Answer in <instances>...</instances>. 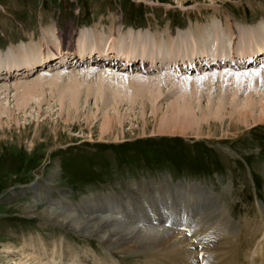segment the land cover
I'll return each instance as SVG.
<instances>
[{"label":"rangeland","instance_id":"rangeland-1","mask_svg":"<svg viewBox=\"0 0 264 264\" xmlns=\"http://www.w3.org/2000/svg\"><path fill=\"white\" fill-rule=\"evenodd\" d=\"M214 11L218 12L216 18ZM226 18L235 28L234 34L242 32L247 41L251 33H256L254 26L264 32V0H0V66L6 69L13 65L11 70L15 71L6 83H34L45 76H59L56 85L44 84V94L32 96L27 107L19 109L18 105L22 102L23 87L7 92L10 96L4 100L8 110L15 108L16 119H8L6 115L4 120L9 122H5L4 127L0 125V264H31L32 261H24L6 247L15 244L20 247L25 244L24 239L34 245L29 241L39 234L49 241L60 242L62 247L70 243L78 255L77 264H141L146 261L137 251V256L126 253L88 232L67 228L63 224L64 216L55 223L52 216L43 213L49 208L78 217L87 215L93 210L91 204H97L98 209L107 210L102 212L106 217L128 225L135 232L145 233L181 231L186 224L190 227L207 224L214 221L217 213L212 206L223 210L222 220L229 234L237 233L241 226H245L243 231H253L261 222L264 225V121L257 123L252 117L242 122L237 112L246 97L252 102L255 98L256 102L264 91V61L253 63L258 73L249 71L254 61L247 60L250 67L243 64L239 54L241 43L225 34L229 45L223 51L228 60L235 56V61L221 68L207 66L199 74L192 68L193 73L187 72L191 77L187 82L182 78L186 79L184 70L191 66L181 71L170 66L163 70L157 62L158 68H150L149 58L144 69V66L140 68L141 61L129 69L121 64L102 66L98 59L104 57L98 54L96 62L90 59L87 64H74L83 45L102 51L103 46L108 47L112 34L116 40L111 51L118 49V41L124 46L131 41L152 42L154 39L167 44L166 31H169L175 50L181 39L177 33L188 36L194 28L206 25L209 19L225 27ZM66 29L72 30L75 51L66 56L69 62L62 65L64 67L58 66L60 60L52 59L43 65L37 63L32 70L24 64L32 56L34 61H42L44 54L50 53V47L57 52L58 37ZM131 33L137 34L133 40ZM84 37L89 39L83 42ZM262 40L264 37L253 41L252 47ZM191 47L192 43H188L179 48L184 51ZM135 49L141 53L139 46ZM30 50L33 55L29 54ZM23 51L24 61L19 55ZM182 59L186 58L178 57L179 63ZM43 67H46L44 72ZM219 69L224 72L218 74ZM100 73L115 76L113 80L117 84L109 82V76L104 83L107 87L102 86ZM124 73L127 75L122 76L127 79L125 83L142 75L159 76L162 94L153 102L143 98L141 93L133 105L126 98L121 101L114 93L121 83L116 75ZM71 85L75 86L72 92L75 91L79 106L68 119L62 108L69 102V96L66 98L62 91ZM186 95L187 100L195 103L193 107L199 121L206 107L213 111L220 103V112L207 117L208 121H200L186 134L155 131L162 115L171 114L169 103H180ZM255 102L251 106L254 105L252 112L256 114L259 108ZM112 103L119 112L117 118H121L114 131L117 134L120 130L122 135L101 138L103 113ZM153 112L157 113V118ZM176 204L181 205L182 214L176 215L173 210ZM188 207L194 208V213ZM159 211L172 214L168 212L170 216L158 222L155 218ZM125 213L132 217L137 215L136 222ZM148 218L150 221L146 220ZM243 234L239 238L242 262L264 264L261 250L264 232L256 233L260 237L256 235L253 241L251 235Z\"/></svg>","mask_w":264,"mask_h":264},{"label":"bare ground","instance_id":"bare-ground-1","mask_svg":"<svg viewBox=\"0 0 264 264\" xmlns=\"http://www.w3.org/2000/svg\"><path fill=\"white\" fill-rule=\"evenodd\" d=\"M213 14H214L213 17L216 18L215 15L218 14V12L214 11ZM213 14H211V15H213ZM226 21H227L226 26L224 27L221 24L217 23L214 19H209L208 22L205 23L206 25H203L201 27L198 26L196 29L194 28L193 32L192 33L190 32V34L188 36H185V35L183 36L182 34L177 33V36L181 37V39L179 40V43L176 45L175 50H174L172 34L169 31H166V36L168 38L167 44L159 42V39H154L152 42L151 41H141V42L135 43L134 41H131L124 46L123 43L118 41L117 45H116V47L118 49H114V50H112L113 51L112 52L111 48H113L115 46V44L113 45V43L116 40L112 34L108 40V43L110 42L108 44V47L103 46L101 48L102 51H99V48L94 47V46L84 47V45H83L82 48L78 51V59H76L74 61V64H76V63H79V65L80 64H87L88 61H91V60L93 62H96L97 61L96 56L98 54L101 56V58L104 57V59H102V60L98 59V61L102 62V66H109L111 64L112 65L121 64V65H124L125 67H127L126 69H129V67L133 66L134 63L141 61L140 68H142L141 66H144L143 67V69H144L149 64V62H147V60L149 58L152 61L151 62L152 67L150 65V68H153V67L158 68L157 62H160V64H161L160 68L163 70L167 69L166 67L170 66L173 69L176 68V70L178 69L179 71H181L182 69H185L186 67L189 68V66H191L188 70H186V69L184 70L186 75H184L183 77H186V79L185 78H182V79H183V81L185 80L187 82L188 80L191 79V77L187 76V74H188L187 72H190V74H191L195 71L196 74H199L201 71L203 72V70L207 69L208 67L211 68L212 66H217L218 68L219 67L221 68V66L225 65L229 61H231V62L235 61V59H234L235 56H233L231 59L228 60V56L225 55V53L223 51L225 49V47L227 45H229L228 41H226V37H224L225 34L230 35L229 36L230 39L236 38L238 40V42L241 43V47L239 48V54H240V56H242V57H240V60L242 61L243 64L247 65L246 62L249 59H252V61H257V62H260L259 60L264 61V40H262L263 42L261 41L262 43H256L255 48L252 47L253 41H256V40L264 37V32L262 31V29L258 28L259 26L258 27L254 26V30L256 31V33H251L248 36L247 41H245V37H244V34L242 32H240L239 34H234L235 28L230 23V19L226 18ZM57 26L59 27V25H57ZM230 28H232L231 31L229 30ZM136 35L137 34L131 33V35H130L131 40H133ZM72 36H73L72 30L66 29V31L61 32L60 36L58 37L59 45H58V48L56 47L57 52L52 47H50V49H51V50H49L50 53L47 55L44 54L42 61L41 60L40 61H34L33 56H32V59L24 62V64L27 67L29 66L30 70H32V69H35V66L37 63L43 65L44 63H47V62L50 63L51 59H52V61H56V62L58 60H60V62L58 61V63H59L58 66L64 67L62 65H65L69 62L68 60H66V56L75 51ZM82 39H83V42H85V40L89 39V38L84 37ZM140 40H143V39H140ZM188 43H192V47L190 49H186L184 51H181V48H179V47H183V46L187 45ZM136 46H139V49L141 51L140 54L137 53V51L135 49ZM150 47H151V49H150ZM234 49L235 48L233 47L232 50H234ZM218 52H219V55H218ZM32 53H33L32 50H30L29 54L31 55ZM232 54H235V51H232ZM19 55H21V57L23 59V55H25V51L21 52ZM153 55H154V57H153ZM179 56L185 57L186 59H182L183 61L181 63H179V60H178ZM260 56H262L263 58H260ZM98 58H99V56H98ZM167 58H171V60L169 61ZM74 59H72L71 61H73ZM190 59L192 61L187 62V60H190ZM104 60H105V63H103ZM23 61H24V59H23ZM167 61H169V62H167ZM263 64H264V62H263ZM12 66H10L6 69H3L2 66H0V125H2V126L4 125L5 122H7V123L9 122L8 119H11V118H12V120L16 119L15 115H13V110L15 108L13 107V110L10 111V109L8 110L6 107L7 104L6 105L4 104L5 103L4 100L10 96V95L8 96L7 92H10L12 89L14 90L15 88L16 89L17 88L19 89L21 87L24 88L22 93H21L22 102H21V104L18 103V105H20L19 109H21L22 106L27 107V105L31 103L32 96H34L35 94H37V93H40L39 95L44 94V92H43L45 90V89H43L44 84L49 85V87H52L53 85H56L58 83V82H56V80L57 81L59 80L58 79L59 76L56 78L52 75L53 78L52 77L49 78V77L45 76V78L42 77L43 79L38 80L37 82L33 81L34 83H29V82H25V81H24V83H18V82H15L12 84L6 83L5 80L7 78H9V76H11L12 73L15 72L14 70H11ZM192 68H196V70L193 71ZM261 68H262V66L260 67V69ZM44 69H46V67L45 68L43 67L41 71H43ZM123 69H125V68H123ZM146 69H148V68H146ZM248 70L249 71L258 70L257 65L256 66L251 65V68ZM148 71H150V69ZM223 72H220V69H219L218 74L223 73ZM73 73H74V71L72 72V74ZM146 73L149 74L150 72H146ZM165 73H167V72H165ZM18 74L22 75V73H20V72ZM136 74H138V76L141 75V74L139 75V72H137ZM210 75H208V76L205 75V77H209ZM23 76H25V75H23ZM27 76H28V74H27ZM109 76L110 75H108V74H103L100 77L101 78L100 81L102 82L101 83L102 86L104 85V87H107V85H105L104 83L109 78ZM122 76L124 77L127 75H125V73H124V75L123 74L122 75H116L117 78L121 79V83L118 85V87H116L117 90L116 91L114 90L115 91L114 96L116 98L117 97L121 98V101H122V99L126 98V100L128 99V102H131V104L133 105V103L138 101L139 96L142 94L143 98H147L148 101L153 102L154 100L158 99V97H160V95L162 94V90H161V86H160L161 79H159L158 78L159 76H157V75H151L150 74L149 76H143L142 75L141 77H133V78H131L132 81H129L128 83L124 82L127 79H124ZM134 76H136V75H134ZM111 77L112 76H110V78ZM114 77L111 78L110 80L108 79V81L111 82L112 84H113V82L117 84L116 80L115 81L113 80V79H115ZM167 77L165 76L164 78H167ZM160 78H161V76H160ZM162 78H163V76H162ZM168 78H171V77H168ZM181 82H182V80H181ZM73 87H75V86L71 85V86H69V88L67 90L63 89V91H62L63 93H66V95L64 94L66 98H68V96H69V98H68L69 102L68 103L66 102L67 105H65V106L63 105V108H62V110L64 109V111L67 112L68 117H69L68 119H70L74 116V113L78 110V106H79L78 102H77V95H74L75 91L72 92L73 89L75 90V88H73ZM63 88H65V87H63ZM181 88H183V86H181ZM20 91H21V89H20ZM252 91H254V90H252ZM67 93H69L70 95L69 94L67 95ZM17 94L18 93L16 91L15 96H17ZM247 94L251 95V92H248ZM62 97H64V96H62ZM190 98H192V97L190 96ZM187 99H188V96L186 95L185 97H183L181 99V100H183L182 102L179 101L180 103L170 102L168 105V108L171 111V114L168 115L167 113H164L162 115L160 126L158 128L159 130L156 129L155 131L166 132V133L167 132H172V133L179 132V133L186 134L187 133L186 131L188 129L191 128V131H192V128L197 127L198 124L201 123L202 121H208L207 117L217 116L218 113L220 112V107H221L220 103L216 104V107L211 106L214 109H216L213 111H210L212 109L210 107H206L205 109L203 108L204 109L203 110L204 113L202 116L203 119L199 118L201 121L200 122L198 120V117H196L197 115H196L195 108H194L195 106L193 107V105L195 103L193 104V102L191 100H187ZM248 99H249V97H246L244 103L241 102L242 104L240 103V106L239 107L237 106L238 107V109H237L238 116H240L243 119L242 122L243 121L248 122V120L252 117H254V122H257V123L263 122L264 121V91L260 95L259 100L256 101L257 103L254 101L255 98H254V100L252 99L253 102L256 103L255 106H258V108H259L258 111L256 112V114L252 112L253 109L255 110V108H253L252 106H254V105L251 106V104H254V103L252 101H249ZM114 100H116V99L114 98ZM248 101H249V103H248ZM16 103H15V105H16ZM113 104L114 103L110 104L111 105L110 108L108 107L109 109H107L106 112L103 113V121L101 123V131H100V137L101 138H104L105 136L121 137V135H122L120 130H119V132H117V134L115 133L116 126H117L118 122H121V118H117L116 115H118L119 112L116 110V106H113ZM15 105H13V106H15ZM153 113H154V116H156L157 113L156 112H153ZM251 113H253L254 116H252ZM91 114H92V112L88 113L87 119L85 118L88 121V123L91 119ZM6 115H7L8 119L4 120V116H6ZM122 118H124V117H122ZM156 118H157V116H156ZM87 125H89V124H87ZM177 125L180 127V129L177 128L178 127ZM165 127H166V129H165ZM167 127L169 130H167ZM170 128H174V129H170ZM32 188H35V187L32 186ZM200 200H202V199L200 198ZM196 201H197V199L195 200V202L194 201L193 202L196 204ZM207 201H209V200H207ZM210 203H211V201H210ZM185 204H188V203H185ZM195 204H194V207H195ZM91 206L93 207L94 211L89 210L90 212L87 215H84V216H82V215L78 216L77 215L78 217H76V216L70 217V216L65 215L64 213H61V212L50 211V208L45 209V211H43V213L47 214L48 216H52L56 221L55 223H57V221H60V217L64 216L65 223H63V222L62 223L66 224L67 228L74 229V230L82 232L84 234L86 232H88V234L90 236L98 237L101 239V242L104 241L110 245L113 244L116 248H119L122 250L124 249V251L126 253L135 254V252L137 251L139 253V256H140V254H143L146 257V258L144 257L146 261H143L141 264H246V263L242 262V259H241L242 257L240 256L241 254L239 252L240 247L242 245V243L239 242L240 235L243 232H244V234L246 233V236L251 235V241H253L254 238L256 239V237L259 235V234L257 235L256 233H261V232L263 233L264 232V225L262 226L263 223L261 222L262 224L260 223V225L257 227L256 230H253V231L249 230L250 231L249 232L248 230L245 229L246 231L245 230L243 231L242 229L245 226H241V229H239V231L237 230V233L232 232L233 234H229L227 227L223 223L224 221L222 220V219H224L223 218L224 212H223V210H220V208L218 206H214V207L212 206L211 207V208H214L215 212L217 211V213H215L216 216L214 217V221H211L207 224H202L201 226L199 225V226H195V227H190L189 225L186 224V227H184V229L181 231H176V230L173 231V230L168 229L169 231H163V232H160L158 230L156 232L154 230V232H149V233L148 232H146V233L145 232H135L134 229L131 230L128 227V225H126V224H125L126 226L124 224L120 225L116 222V219L106 217V214L102 213V212L107 211V210H104V208L98 209L97 204H91ZM175 208H177V209H175ZM175 208L173 210L176 211V215H179V213L182 214L181 213L182 207L180 204H176ZM188 208L191 209L190 207H188ZM203 209L206 210V208H203ZM191 211H193V213H194V208L191 209ZM159 212H156L157 218H155L156 220H158V222L166 220L168 218V216H170V214H172V213H170L171 211H168L170 214L168 212H164V213H161V212L159 213ZM125 214H126V216H128V218H130L131 220H134L136 222L137 215H134V217H132L133 215H131L130 213H125ZM183 214H185V213H183ZM187 214H188V212H187ZM190 214L192 215V213H190ZM202 214L205 215V213H202ZM197 215H198V212H197ZM207 215H210V214H207ZM173 216L174 215H172L171 217H173ZM174 217L176 218L178 216H174ZM146 220L150 221L149 218ZM134 221H130V223L133 224ZM207 221L208 220L206 219L205 222H207ZM130 226H132V225H130ZM249 227H251V226H249ZM258 237H260V235ZM24 242H25V244L20 245V247L17 246L16 244L7 246L6 247L7 251L14 253L16 255L18 254V256H21L22 259L24 258L23 260L26 262L32 261L31 264H77L78 255H76V253L74 252V249H73L72 245H70V243H67L65 247H62L60 242H59L60 243L59 244L56 241H49V240H47V238L45 236H42L40 234L38 237L35 236V238L33 237L30 239L29 242L34 243V245L33 244L29 245L25 239H24ZM62 244H64V243L62 242ZM261 250L263 252L262 255L264 256V246ZM13 251H16V252H13ZM143 255H141V256H143ZM45 256L47 257V260H45ZM107 262H109V261H107ZM140 262H138V263H140ZM93 264H95V263H93Z\"/></svg>","mask_w":264,"mask_h":264}]
</instances>
